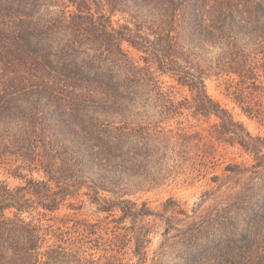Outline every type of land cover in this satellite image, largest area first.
I'll return each instance as SVG.
<instances>
[{
  "label": "trees",
  "instance_id": "1",
  "mask_svg": "<svg viewBox=\"0 0 264 264\" xmlns=\"http://www.w3.org/2000/svg\"><path fill=\"white\" fill-rule=\"evenodd\" d=\"M69 3L74 7L63 0H0V158L19 157L48 176V182L31 179L14 193L0 183V264H103L77 249L84 239L45 248L42 228L22 218L38 208L56 212L84 188L103 212L119 209L133 223L162 221L165 235L174 232L180 245L175 264H264V139L251 136L208 96L205 71L190 61L193 48L221 49L218 74L238 76L237 99L248 104L243 111L261 117L260 105L248 100L264 93L258 85L264 74V0ZM117 13L133 27L117 30ZM124 41L146 55V66L130 59ZM152 65L196 92V113L217 116L219 134L254 156L252 166H228L230 175L215 176L217 187L203 198L213 203H199L192 214L173 200L156 212L119 195L124 182L130 191L155 163L166 135L146 117L148 102L154 98L158 116L165 118L181 105L159 90ZM11 209L12 218L5 214ZM83 227L95 235V226ZM141 230L135 254L145 262L142 251L150 241ZM160 247L154 264H164L167 244Z\"/></svg>",
  "mask_w": 264,
  "mask_h": 264
},
{
  "label": "rangeland",
  "instance_id": "2",
  "mask_svg": "<svg viewBox=\"0 0 264 264\" xmlns=\"http://www.w3.org/2000/svg\"><path fill=\"white\" fill-rule=\"evenodd\" d=\"M63 2L74 7L69 0ZM127 20L121 13L112 17L117 30L129 24ZM122 47L137 65L146 66L144 53L126 41L122 43ZM221 52V49L208 45L204 49L193 48L191 67H200L205 71L207 94L214 102L220 104L251 136L264 139V93H253L252 99L248 100L252 106L260 105L263 111L261 117L248 116L243 111V107L248 104L239 103L237 99V84L240 81L238 76L218 74L217 63L222 58ZM151 72L159 90L175 102V105H181L177 114L165 118L158 116L159 103L154 98L148 102L146 117L151 119L153 125L158 126L157 131H163L166 135L161 137L155 163L150 164L142 178L136 179L130 191L124 186V182L120 189H124L122 193L126 194L119 195L123 196L122 200L130 201L138 208L146 204L156 212H161L163 205L173 200L178 205L177 209L192 214L199 203L205 208L213 203L212 200L204 201L203 198L206 193L217 187V183L213 182L215 176L225 178L230 175V172L226 171L228 166H252L255 163L254 156L243 150L238 143L231 141L230 135L222 137L219 134L218 126L221 125V120L217 116L196 113V92L181 85L171 74H162L156 65H152ZM260 73L262 77L258 85L261 84L264 88V74ZM250 92L252 93L251 89L247 90V93ZM24 161L16 156L0 158V183L6 185L13 193L26 187L31 179L48 182V176L40 167ZM51 184L55 188L56 184ZM231 185L232 183L224 186L223 191ZM101 196L110 200L117 199L109 193H103ZM92 198L93 192L84 188L76 195L68 197L56 212L38 208L30 214L22 215V218L27 222L33 220L35 225L42 228L46 239L45 248L52 245L68 247L76 239H84V242L75 245L77 249L81 248L87 260H100L103 264L108 261L114 264H154L155 253L159 254L161 244L165 243L167 247L164 250L167 255L162 263L175 264L180 245L178 239H172L174 232L165 235L166 226L162 221L150 217L133 223L130 218L122 219L123 213L119 209L111 213L101 211ZM5 214L12 218L16 210H7ZM76 222L79 227L75 226ZM87 224L95 226V235H90L88 230L83 233V225ZM139 230L150 241L146 250L142 251L147 252L145 262L141 256L135 254L136 235ZM61 235L62 240H69L66 244L57 238Z\"/></svg>",
  "mask_w": 264,
  "mask_h": 264
}]
</instances>
